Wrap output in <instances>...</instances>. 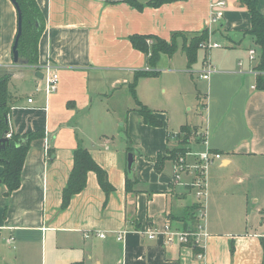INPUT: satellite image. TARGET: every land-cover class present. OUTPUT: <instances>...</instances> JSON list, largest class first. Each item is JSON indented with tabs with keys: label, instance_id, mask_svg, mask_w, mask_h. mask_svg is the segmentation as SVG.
I'll list each match as a JSON object with an SVG mask.
<instances>
[{
	"label": "crops",
	"instance_id": "1",
	"mask_svg": "<svg viewBox=\"0 0 264 264\" xmlns=\"http://www.w3.org/2000/svg\"><path fill=\"white\" fill-rule=\"evenodd\" d=\"M218 1L174 0L138 11L105 0H35L44 20L38 66L49 63L58 75L55 90L47 94L42 79L34 76L36 69L13 64L17 13L10 0H0V71L11 75L10 128L18 135L44 132L30 144L20 187L7 195L0 183V264H264L260 245L264 234L246 231L235 236L220 229L226 224L221 213L225 203L241 204L237 188L249 179L264 180V90L253 88L256 78L246 73L255 66L248 61V51L255 48L258 54L245 34L249 14L237 0H222L226 10L214 28L209 24L211 4ZM257 7L264 14V0H257ZM209 27L219 33L220 44L225 47V41L228 51L221 61L209 54L204 62L205 53L200 59L202 67L208 62L215 71L206 80L205 115L197 137L189 139L185 161L199 165V156L210 155L208 206L216 203L219 209L216 222L206 215L204 221L196 217L189 226L184 218L199 204L194 193V198L188 197L195 190L191 187L195 174L185 172L176 180L170 160L160 171L154 168L157 155L178 142L176 135L188 123L179 119L169 123L163 112L149 108L163 123L155 128L136 112L129 83L136 72L147 69V63L129 37L151 35L169 41L173 33L194 34ZM173 56L161 58L170 61ZM17 79L32 85H10ZM39 84L42 90L36 92ZM124 85L126 97L114 92ZM184 86L188 91L189 85ZM191 91L197 98L201 95L194 85ZM191 143L201 148L191 153ZM77 147L90 152L112 191L105 193L95 173L88 172L85 188L61 208ZM128 153L134 154L129 183ZM199 223L208 234L197 247L204 254L202 260L194 246L167 244L162 236L150 240L145 234L165 225L173 231H190Z\"/></svg>",
	"mask_w": 264,
	"mask_h": 264
},
{
	"label": "trees",
	"instance_id": "2",
	"mask_svg": "<svg viewBox=\"0 0 264 264\" xmlns=\"http://www.w3.org/2000/svg\"><path fill=\"white\" fill-rule=\"evenodd\" d=\"M21 12V35L18 40L17 50L19 57L26 60L28 66L34 68L38 65V42L44 29L43 16L35 2V0H15ZM108 3H126L131 7L141 10L144 6L151 8H158L163 4H168L174 0H147L145 4L139 3L138 0H105ZM239 7L244 8L249 14L250 28L245 32L252 40L253 45L258 49V62L255 69L264 71V14H262L257 7V0H237ZM182 40V45L179 50L186 58L187 68H191L197 61V54L204 46L208 39V30L204 29L199 33L186 34L181 32L173 33L169 41L162 40L151 35H132L129 37V42L133 49L141 52L146 57L147 69L138 71L134 74L132 82L129 84V92L136 105V112L141 116L143 122L151 127H161L162 121L159 120L152 110L139 102L135 96L136 84L140 78L155 77L159 74L156 67L162 56L171 58L178 51L177 40ZM2 72V73H1ZM11 78L10 73L0 71V139L6 138V134L11 132L10 138L7 142L0 146V166L2 172L0 173V183L6 187V194L14 192L20 187L21 173L24 165L26 154L30 148L33 140L44 137L43 131L29 132L23 135H18L12 132L9 125L10 113V96L7 90L8 82ZM255 89L264 90V77L256 78ZM188 125L182 126L180 132L176 135L178 142L183 146L175 150L176 155L181 154L182 158L187 155L189 143ZM184 135L183 139L180 136ZM126 136V135H125ZM127 138V136H126ZM169 160L161 158L157 155L154 160V168L156 171L161 170L163 163ZM88 172H93L96 175L97 181L101 189L105 193L112 191L109 185L106 174L94 162L89 151L77 147L73 152V164L68 180L62 190L61 208H66L72 196L80 193L86 186V176ZM126 180H132L133 176H128L126 173ZM196 206L192 212L187 213L184 220L191 222L196 219ZM188 225V223H187ZM260 245L263 251L264 261V237L260 238ZM197 254L200 251L196 246L193 247ZM230 252H233L230 246ZM81 264V263H76Z\"/></svg>",
	"mask_w": 264,
	"mask_h": 264
},
{
	"label": "rangeland",
	"instance_id": "3",
	"mask_svg": "<svg viewBox=\"0 0 264 264\" xmlns=\"http://www.w3.org/2000/svg\"><path fill=\"white\" fill-rule=\"evenodd\" d=\"M214 28H216V25H214ZM213 34L211 37V41H219V33H216L215 31ZM222 40L224 41L225 39ZM177 42L179 45L178 51L173 56V58L170 61H167L168 59L163 57L161 58V63L157 65L156 71H160L158 76L140 78L137 81L136 85L138 86L136 88L135 96L137 100L139 102H143L144 105L145 102H150V105L147 106L148 108L158 109L159 111L163 112L169 118V123H171V121L175 119L183 121L186 120L188 126H192V129H190L189 131V137L191 140L192 138L197 137V130L199 129V124H201V120L204 118L205 115V106L203 105L205 104L207 82L198 78L201 71L203 70L200 59L204 56L205 53L206 59L204 57V62L208 61L209 54L210 57L213 58L215 61H221L223 58L225 59L224 56L228 50L226 48L225 41L223 42L225 47L221 46V48H219L220 50L200 49L197 54L196 63L192 65L191 68L187 69L184 56L182 57L183 53L179 50V47L182 45V40L178 39ZM218 43L220 44L221 42L219 41ZM254 50L256 51L255 48ZM244 62L247 63V59ZM131 82L132 79L130 83ZM10 85H16L20 87H22L21 85H24L25 87V85H32V82L30 83V81L17 79L12 80L10 82ZM184 85H189L188 91L186 90L187 88ZM193 85L196 94L198 92L199 94L201 93L198 98L196 97V95L192 94L191 87ZM180 88H183L184 90H180ZM126 89L127 88L124 85L118 87L117 90L113 91L124 92V97H126ZM162 90H164L165 93ZM130 99L133 103V98L130 97ZM141 99H143L145 102ZM123 100L126 101V98ZM9 125H11L10 121ZM193 125L197 127L193 129ZM9 133L11 134L10 131ZM183 137L184 135L180 136L181 139H183ZM180 147L183 146L179 142H175V144L171 146L170 149L167 150L164 155H160L161 158L169 159L173 162V165L178 164L180 159L182 158V155L180 153L176 155L175 150L179 149ZM190 148L191 153H194L196 150H199L201 146L198 143H191ZM185 157L183 158V161L186 169L191 168L193 164H188L185 161ZM243 183L244 185L242 187L237 188V190H240L242 193L241 204L236 203V205L233 206L229 205L228 202L225 203L222 209V211H224L221 213H224L226 216V224L220 225V229L225 232V234H228L230 231H233L234 233H236L234 234L235 236H237L238 234H245L246 231L248 232L247 234H264V180L256 178L253 180L251 179V181L250 179L246 180V182ZM195 191L196 190H193L191 194L188 195V197L194 198L193 193L195 194ZM254 199H256L255 202L253 201ZM209 200L210 199L207 193V197L205 199H201V201L196 199V201H198L199 203L197 206L200 207V203H202L205 207V216L207 215V219L209 218V220H215L216 222L219 207H217V204L215 203L210 208V206H208V203L210 205ZM235 200L237 199H227V201ZM238 209H241L240 213L238 212ZM196 211L198 214V208L196 209Z\"/></svg>",
	"mask_w": 264,
	"mask_h": 264
},
{
	"label": "built area",
	"instance_id": "4",
	"mask_svg": "<svg viewBox=\"0 0 264 264\" xmlns=\"http://www.w3.org/2000/svg\"><path fill=\"white\" fill-rule=\"evenodd\" d=\"M226 10V3L224 1H218L211 4V13H210V19L209 24L214 25L219 23V21L222 20L224 17V13ZM208 39L207 42L202 47V50L204 49H219L221 48V44L217 42L211 41V37L213 34V30L209 27L208 29ZM248 61L249 63L253 64L255 63V66L258 62V56L254 49H250L248 51ZM238 66H242V62L238 63ZM255 66L249 68L246 73L252 75L253 77H264V71H258L255 69ZM34 69L37 71L42 72L43 78L42 83L44 85V91L45 93L49 94L52 93L55 88L58 81V75L56 73V69L53 65L46 63L43 66H35ZM215 68L210 65L208 62L203 65V70L201 71L198 78L200 80H208L210 76L214 73ZM255 88V86L253 87ZM36 92L42 90V86L39 84L36 87ZM28 103L32 102V99L27 100ZM11 136L10 133L6 134V138H9ZM215 159H219L220 155H214ZM211 157L209 154H204L199 156V165L193 164L191 168L186 169L184 165L183 158L180 159L179 163L174 165V178L176 180L180 179V176L182 173L185 172H193L195 174V177L193 178V181L191 183V187L194 188L195 191V197L199 201L201 199H205L207 197L208 193V181L206 178V170L208 166L211 164ZM186 169V170H185ZM199 213L197 214V219L200 221H204L205 218V207L202 203H200V207H198ZM146 236L148 239L152 240L156 236H162L167 244H171L174 241H178L182 245H190V246H196L200 248L202 240H206L208 238V234L206 233L203 225L201 223L194 226V228L190 231H173L168 225H165L163 229L161 230H149L146 231ZM123 235V234H122ZM122 235H118L117 240H122ZM99 238H104V234H97ZM85 237L87 238L88 235L85 234ZM196 257L198 260L204 259V254L202 252L197 253Z\"/></svg>",
	"mask_w": 264,
	"mask_h": 264
},
{
	"label": "water",
	"instance_id": "5",
	"mask_svg": "<svg viewBox=\"0 0 264 264\" xmlns=\"http://www.w3.org/2000/svg\"><path fill=\"white\" fill-rule=\"evenodd\" d=\"M10 2L14 6L16 13H17V31H16V35H15L14 42H13L12 49H11L12 62L14 65L28 66L27 61L19 57L18 50H17L18 40H19V37L21 35V12H20L19 6L15 0H10ZM34 76L40 80L43 78V74L40 71H36ZM6 142H7V138H1L0 139V146H3ZM133 161H134V154L128 153L127 164H126V173L128 174L129 177L132 176Z\"/></svg>",
	"mask_w": 264,
	"mask_h": 264
}]
</instances>
